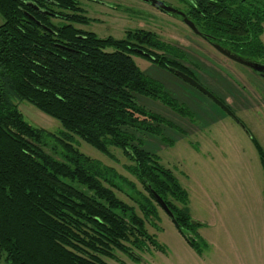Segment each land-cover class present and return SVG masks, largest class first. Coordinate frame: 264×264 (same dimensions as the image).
Returning a JSON list of instances; mask_svg holds the SVG:
<instances>
[{"label": "trees", "instance_id": "obj_1", "mask_svg": "<svg viewBox=\"0 0 264 264\" xmlns=\"http://www.w3.org/2000/svg\"><path fill=\"white\" fill-rule=\"evenodd\" d=\"M27 1L0 0V264H106L102 257L127 252L137 241V212L115 189L136 205L139 195L143 245L146 239L156 245L144 228L145 220L157 218L153 190L175 213L186 242L199 251L203 242L186 235L202 226L191 219L186 190L142 145L141 134L163 138L162 127L174 124L135 98L151 96L171 106L173 100L162 95V86L139 69L133 55L185 71L173 58L179 51L144 30L137 31L142 49L137 51L125 46L127 41L80 30L74 25L87 20L70 0L39 3L59 8L60 25L31 10ZM197 5L199 29L241 55L263 56L264 0H198ZM24 100L63 129L50 132L30 124L18 108ZM72 135L103 154L120 149L145 194L82 153ZM251 141L264 167V152Z\"/></svg>", "mask_w": 264, "mask_h": 264}, {"label": "rangeland", "instance_id": "obj_2", "mask_svg": "<svg viewBox=\"0 0 264 264\" xmlns=\"http://www.w3.org/2000/svg\"><path fill=\"white\" fill-rule=\"evenodd\" d=\"M170 3L182 7L176 0ZM137 7L142 11L137 28L151 31L179 51L180 55L173 58L226 102L239 122L168 68L134 54L139 69L162 86L163 96L173 100L170 106L160 98L135 96L140 106L174 124L162 127L163 138L141 134L142 145L186 190L189 214L202 225L196 233L203 244L196 251L156 205L157 218L144 223L156 245L146 239L147 248L138 252L132 248L146 262L119 250L113 252L114 258L102 259L106 264H264V167L251 141L255 138L264 152V80L249 67L229 61L209 48L179 16L162 14L143 3ZM50 20L61 24L59 19ZM74 26L93 31L98 37L106 36L103 26ZM260 40L264 45V30ZM260 60L264 61V54ZM18 108L36 127L50 132L63 129L57 119L28 101H20ZM72 137L82 153L113 168L126 184L144 193L142 185L126 169L131 162L120 149L113 147L109 154H103L80 137ZM115 193L137 212V205L130 198L116 189Z\"/></svg>", "mask_w": 264, "mask_h": 264}, {"label": "flooded vegetation", "instance_id": "obj_3", "mask_svg": "<svg viewBox=\"0 0 264 264\" xmlns=\"http://www.w3.org/2000/svg\"><path fill=\"white\" fill-rule=\"evenodd\" d=\"M157 1H161L168 6L174 7L179 12L165 11V10L161 9L160 7H158L155 3H153V0H70V2H71L70 6H71V8H73L76 11V13L82 14L85 17L89 13L93 14V16L91 18L86 17V20H87L86 23H77V25L82 26V25H87V24L91 23V25L103 26V28H105V30H106L105 38H113L114 40H118V41H120V40L127 41L125 46H127L130 49L137 51V50H142L139 47H137V31L143 30V28H139V27L137 28V20L141 21V19H142V16H141L142 11L139 9V7H137V4L143 3L144 5H147V6L151 7L152 9L159 11L162 14L179 16L181 18L182 22L186 24V26L189 28V30L192 33L197 35L204 42V44H206L209 48H211L212 50L221 54L227 60L234 61V60L230 59L229 57H227L226 55H224L222 52H220L215 47L216 45L221 46L222 48H224L228 52L235 54L236 56H238L240 58H243L245 60H250V61L256 62V63L264 66V61H261L260 58H254V57L252 58V57H246L244 55H241L239 52L236 51V49H234V47H232V45H229L227 43L222 42L221 37L213 36L210 33L199 29L196 22H195L196 17L199 16V9H198L199 6L197 5L198 0H176L177 2L181 3L182 7L172 5L170 3V0H157ZM53 2L55 4L57 3V1H55V0H53ZM26 3H27V6L31 10L38 12V13L45 12L51 18L59 19V17L61 16V13L56 12L59 10V8L58 9L55 8L54 9L55 11H53V10H48V9L42 7L41 5H39V3H42L41 0H30V1H27ZM93 12H95V13H93ZM28 14H29L28 12H26V11L24 12L25 16ZM185 19L192 22L197 31H194L185 22ZM76 28H78V27H76ZM78 29L86 31V30L81 29V28H78ZM144 31H146V30H144ZM87 32L95 34L93 31H87ZM148 32H151V31H148ZM143 52H145V51L143 50ZM253 71L259 77H261L264 80V70L262 72L255 71V70H253ZM183 72L188 74L189 76H191L192 78H194L195 80H197L199 82V80L196 78V76L191 71H189L188 69H187V71H183ZM224 103L226 104V102H224ZM140 200L141 199H140L139 195H137V241L134 243V245L131 246L130 250H128L127 252L122 251L128 257H132L133 259H135L139 262L142 259V257L138 253H135L132 250V248L137 249V252L141 251L143 248H147L146 245H143L141 243L142 237H141L140 230H139L140 219L142 218V211H141V208H140L141 206L139 203ZM155 202L157 203L159 208H161L162 211L164 213H166V211L160 206V204L157 201H155ZM171 212L173 214V218L168 213H166V215L171 219V221L174 223V225L176 227L177 221L175 218V213L172 210H171ZM192 221L198 222V221H194L193 219H192ZM176 229H177V227H176ZM146 233L148 234L147 231H146ZM186 235L193 242L200 244V240H199V237L197 236L196 231L192 232L190 230H186ZM152 239H153V237L151 236V240ZM153 241H155V240L153 239ZM141 261L146 262V261H144V259Z\"/></svg>", "mask_w": 264, "mask_h": 264}, {"label": "water", "instance_id": "obj_4", "mask_svg": "<svg viewBox=\"0 0 264 264\" xmlns=\"http://www.w3.org/2000/svg\"><path fill=\"white\" fill-rule=\"evenodd\" d=\"M153 3H155L158 7H160L161 9L168 11V12H179L176 8L168 6L166 4H164L161 1H157V0H153ZM29 18L33 21H35L37 24L41 25L42 27H45L47 29H50L44 25H42L39 21H37L33 16H31L30 14H28ZM185 22L194 30L197 31L194 24L188 20L185 19ZM220 52H222L224 55H226L227 57H229L230 59L239 62L255 71H260L262 72L264 70V66L250 61V60H245L243 58H240L238 56H236L235 54H232L230 52H228L227 50H225L224 48H222L219 45L215 46ZM141 53H145L143 51H140ZM146 54V53H145ZM172 72L178 76L180 79L184 80L185 82H187L188 84H190L191 86H193L194 88H196L198 91H200L201 93H203L204 95H206L209 99H211L216 105H218L225 113H227L231 118H233L234 120H236L237 122H239L238 118L235 116V114L232 112V110L223 102L221 101V99H219L217 96H215L211 91H209L207 88H205L202 84H200L197 80H195L194 78H192L191 76H189L188 74L184 73L181 70H178L176 68H171ZM151 193L153 194L155 200L160 204V206L166 211V213H168L172 218H173V214L171 212V210L168 208V206L166 205V203L163 201V199L153 190H151Z\"/></svg>", "mask_w": 264, "mask_h": 264}]
</instances>
